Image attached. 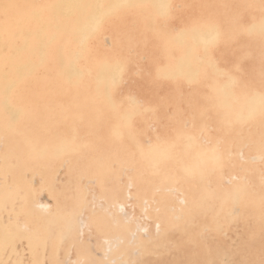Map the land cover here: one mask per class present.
Returning a JSON list of instances; mask_svg holds the SVG:
<instances>
[{"label":"bare ground","instance_id":"1","mask_svg":"<svg viewBox=\"0 0 264 264\" xmlns=\"http://www.w3.org/2000/svg\"><path fill=\"white\" fill-rule=\"evenodd\" d=\"M0 144V264H264V0H0Z\"/></svg>","mask_w":264,"mask_h":264},{"label":"rangeland","instance_id":"2","mask_svg":"<svg viewBox=\"0 0 264 264\" xmlns=\"http://www.w3.org/2000/svg\"><path fill=\"white\" fill-rule=\"evenodd\" d=\"M3 146H5V145H3V144H0V148H2ZM2 182V177H0V183ZM45 195H47L45 192H44V194H42V198L44 199V200H46V198H47V196H45ZM44 196V197H43ZM132 208V206L130 205L129 207H128V209H129V211L132 213V210H133V208ZM122 210H125V208H121ZM4 218L6 219H8V213L7 212H4ZM153 226V223H152V225L149 227V228H151ZM92 239H93V237H92ZM94 240V239H93ZM93 242V241H92ZM17 247H19V249L22 247V243L21 242H17ZM186 254H189L190 253V247H189V245H183L182 246V248H181V250H180V253H179V255H183L184 253ZM178 255V254H177ZM14 257V256H13ZM180 258V257H179ZM223 259V258H222ZM224 259H226L225 257H224ZM219 260L218 259H216V263H215V261L214 260H210L209 261V259H206V261L204 262V264H218L219 262H218ZM218 262V263H217ZM175 264H193V260H192V258L191 257H189V259H187V261H186V259H185V261H181V259L179 260V261H177Z\"/></svg>","mask_w":264,"mask_h":264}]
</instances>
